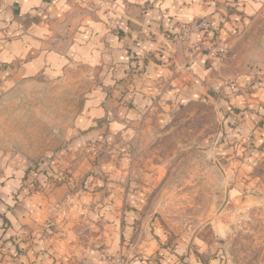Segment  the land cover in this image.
<instances>
[{
	"label": "crops",
	"instance_id": "crops-1",
	"mask_svg": "<svg viewBox=\"0 0 264 264\" xmlns=\"http://www.w3.org/2000/svg\"><path fill=\"white\" fill-rule=\"evenodd\" d=\"M263 14L264 0H0V98L29 81L79 84L85 93L70 139L80 150L98 139L125 143L143 123L184 102L240 88L258 63ZM197 19L216 22L233 58L218 59L203 47L189 52L181 26ZM191 40L211 45L203 34ZM241 94L255 103L264 91ZM18 162L3 163L0 264H113L103 248L118 259L124 221L117 210L98 216L96 181L94 192H72L71 182L22 184L18 174L33 162ZM113 188L110 202L118 208L120 186ZM19 190L8 209L10 193ZM125 222L128 230L132 218ZM149 240L140 232L125 252L152 253Z\"/></svg>",
	"mask_w": 264,
	"mask_h": 264
},
{
	"label": "rangeland",
	"instance_id": "rangeland-1",
	"mask_svg": "<svg viewBox=\"0 0 264 264\" xmlns=\"http://www.w3.org/2000/svg\"><path fill=\"white\" fill-rule=\"evenodd\" d=\"M259 46L258 63L249 66L254 74L246 72L240 88L184 102L125 143L98 139L80 150L70 139L85 87L21 84L0 98V199L3 163L24 157L33 163L19 172L22 184L71 182L72 192H94L96 181L98 216L117 210L124 221L118 259L103 248L113 264H264V94L255 103L241 94L264 91V38ZM113 184L120 186L118 208L110 202ZM21 191L10 193L8 209ZM140 232L156 248L136 257L125 248Z\"/></svg>",
	"mask_w": 264,
	"mask_h": 264
},
{
	"label": "built area",
	"instance_id": "built-area-1",
	"mask_svg": "<svg viewBox=\"0 0 264 264\" xmlns=\"http://www.w3.org/2000/svg\"><path fill=\"white\" fill-rule=\"evenodd\" d=\"M98 5H106L107 0H96ZM194 33L203 34L209 37L211 45L204 46L198 42L191 40ZM181 39L188 42L189 52L192 54L195 50L204 48L211 56L218 59L225 58L231 52L229 42L224 39L220 29L213 20L197 19L190 23L182 24L181 26ZM204 44V42H202Z\"/></svg>",
	"mask_w": 264,
	"mask_h": 264
},
{
	"label": "trees",
	"instance_id": "trees-1",
	"mask_svg": "<svg viewBox=\"0 0 264 264\" xmlns=\"http://www.w3.org/2000/svg\"><path fill=\"white\" fill-rule=\"evenodd\" d=\"M30 168V167H29Z\"/></svg>",
	"mask_w": 264,
	"mask_h": 264
}]
</instances>
